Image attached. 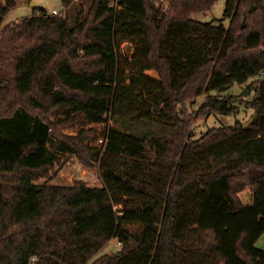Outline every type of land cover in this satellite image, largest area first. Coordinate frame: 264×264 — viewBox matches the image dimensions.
<instances>
[{"label": "trees", "instance_id": "obj_1", "mask_svg": "<svg viewBox=\"0 0 264 264\" xmlns=\"http://www.w3.org/2000/svg\"><path fill=\"white\" fill-rule=\"evenodd\" d=\"M17 2L0 0V28ZM216 2L93 0L75 21L38 6L2 29L0 264H264V0H227L228 27L193 17ZM124 40L140 67L123 65ZM235 86L255 92L251 124L193 138L195 116L239 112ZM64 153L104 184L38 183Z\"/></svg>", "mask_w": 264, "mask_h": 264}, {"label": "rangeland", "instance_id": "obj_2", "mask_svg": "<svg viewBox=\"0 0 264 264\" xmlns=\"http://www.w3.org/2000/svg\"><path fill=\"white\" fill-rule=\"evenodd\" d=\"M93 0H18L17 5L13 7L7 14L3 26L0 28V33L2 29L9 24L19 21L20 19L30 16L34 13L35 7H43L47 9L50 13L54 9L58 11H64L67 8L69 15L75 21L78 12L84 8L88 10L92 5ZM227 0H217L213 7L208 11L198 12L193 15V17L202 22H209L223 19L224 24L228 27L229 20L224 18V12L226 8ZM134 45L129 40H124L120 44V53L122 56V63L124 66H132L135 68L140 67L141 61L133 57ZM152 77L157 78L158 73L154 69H149L146 71ZM255 80L251 78L249 81ZM235 94H240L238 105H240V110L237 114L226 115V114H209L203 116H195L192 129V137L198 138L206 133L210 128L222 125H232L237 121H248L255 112V109L251 106L252 98L255 92H250V94H244L246 91L245 86H235L233 88ZM206 94L199 96L195 102L187 105L188 111H193L197 109L201 103L204 102ZM115 126L123 130H133L140 135L153 136L159 132H164L157 125H153L147 122L137 121L130 125L128 120L113 122ZM92 125H86V128ZM80 122H74L72 124H67L61 127L60 131L63 133L73 134L81 128ZM168 134V133H165ZM101 140H97L94 144L100 145ZM76 179H83L89 185L92 186H102L104 184L98 165L95 163L89 166L81 161V159L72 153L62 154V160L56 162V164L49 170L47 176H41L37 179L38 183H49V184H71ZM240 198L244 203H252L253 192L250 186H247L243 191L239 193ZM128 228L130 231L135 232L142 229V226L138 224H129ZM118 239L114 238L111 240L97 255L101 256L105 253H115L121 246L118 245ZM256 245L260 248H264V235L257 241ZM87 264H92V260Z\"/></svg>", "mask_w": 264, "mask_h": 264}, {"label": "built area", "instance_id": "obj_3", "mask_svg": "<svg viewBox=\"0 0 264 264\" xmlns=\"http://www.w3.org/2000/svg\"><path fill=\"white\" fill-rule=\"evenodd\" d=\"M171 1L172 0H155L156 4H157V7L159 8H162L163 10H167L169 7H170V4H171ZM66 9L64 11H58L57 9H54L53 12L51 14L53 15H66ZM118 245H122V242L118 241L117 243Z\"/></svg>", "mask_w": 264, "mask_h": 264}, {"label": "water", "instance_id": "obj_4", "mask_svg": "<svg viewBox=\"0 0 264 264\" xmlns=\"http://www.w3.org/2000/svg\"><path fill=\"white\" fill-rule=\"evenodd\" d=\"M243 24L245 25V21ZM251 122H252V118H250L248 121L244 122V125L247 126V125L251 124Z\"/></svg>", "mask_w": 264, "mask_h": 264}]
</instances>
